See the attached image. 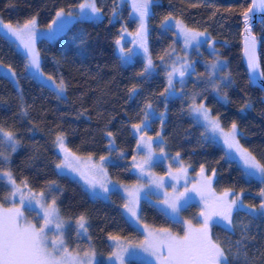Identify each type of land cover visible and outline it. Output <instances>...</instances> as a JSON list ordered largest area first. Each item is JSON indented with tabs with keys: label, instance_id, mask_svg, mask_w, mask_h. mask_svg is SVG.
<instances>
[{
	"label": "trees",
	"instance_id": "16d2710c",
	"mask_svg": "<svg viewBox=\"0 0 264 264\" xmlns=\"http://www.w3.org/2000/svg\"><path fill=\"white\" fill-rule=\"evenodd\" d=\"M80 2L0 0V19L20 25L36 16L37 26L45 29L57 11L71 12ZM95 2L102 12L100 20L78 19L55 38L41 37L36 42L41 72L57 83L63 79L66 88L63 95L30 74L25 55L0 32V126L14 131L20 142L15 152L8 145L0 146V151L9 156L7 161L0 157V169L10 170L18 185L27 181L32 191L44 192L47 200L55 196L65 220L75 222L81 214L85 215L87 237H80L70 227L67 245L77 252L91 246L100 257L98 264H106L105 258L112 252L110 235L137 241L142 234L124 215L125 198L121 193L112 191L107 199L92 197L80 182L57 171L60 156L54 143L56 136L62 134L66 146L80 158L106 157L109 174L115 181L138 183L139 177L132 168L137 153L132 125L141 122L142 109L151 103L150 111L156 115L149 117L146 132L156 139L155 150L162 146L168 156L177 157L179 153V162L192 174L200 172L202 166L207 175L214 170L213 187L217 193L225 190L242 193L245 205H259L264 199L259 194L264 189V180L248 177L236 161L229 159L225 149L208 138L204 127L192 118L189 106L195 95L196 103L204 102L223 128L229 129L236 122L241 145L264 163V94L250 85L242 56V12L249 8L250 0H154L147 19L154 68L144 76L139 75L145 65L143 59L135 57L124 63L116 48V40L123 33L138 28L130 2ZM169 14L174 17L169 23L181 20L189 29L208 35L201 47L190 52L193 70L183 84L176 83L178 96L160 95L167 87L166 66L171 51L178 56L184 54L175 29L169 30L168 25L161 27ZM253 32L264 72V18ZM218 61L224 64L214 77L210 64ZM5 68L15 72L14 79L3 71ZM228 80L231 83L226 87ZM134 85L137 92L130 94ZM160 113H164L163 124L158 118ZM109 132L112 136L107 135ZM113 140L114 144H110ZM153 170L161 175L166 173L162 163L155 164ZM10 192L9 184L0 176V204L4 207L10 206L4 199ZM160 201L158 196L140 201V224L183 235L185 221L190 220L193 226L202 222L197 203L184 201L179 214H169L157 206ZM26 216L39 221L33 211H26ZM233 221L234 231L214 224L213 237L219 238L226 251L230 244L232 254L244 250L236 241L248 237L243 241L247 245V264H264L260 257L264 252V216L244 208L233 213ZM232 254L231 264H246L242 255L233 259ZM125 264L144 263L130 259Z\"/></svg>",
	"mask_w": 264,
	"mask_h": 264
},
{
	"label": "snow or ice",
	"instance_id": "6c2138e0",
	"mask_svg": "<svg viewBox=\"0 0 264 264\" xmlns=\"http://www.w3.org/2000/svg\"><path fill=\"white\" fill-rule=\"evenodd\" d=\"M154 3V0H132V10L138 15L139 27L135 33L134 43H138L139 47L143 49L146 63L143 67V71L139 75L144 76L149 74L154 68L153 61L148 54L147 46V24L146 20L150 14V7ZM256 0H253L252 7L242 12L245 20V30L250 31L248 28L249 12L256 7ZM259 7L264 10V0H259ZM81 13H86L92 17H97L101 12V9L97 7L95 0H83L78 5ZM116 9L113 8V15H115ZM73 13H65L64 9H60L56 12V18L52 21V24L48 26L49 31H52V25L61 20L65 16H72ZM174 17L169 14L161 23V27L168 25L170 30L175 27L179 35L183 38L185 48L190 46L193 42L197 45L200 43V37L205 33L198 32L189 29L181 20H175V24H170L169 21ZM0 26L5 29V34L14 38L26 51L28 64L26 68H34L37 71L40 69V55L36 49L37 39V18L33 16L28 19L23 25L13 26L11 24H5L0 19ZM126 31V29H125ZM116 44L119 47L121 53V60L124 63L130 62V57L133 54L132 49H128L125 52L124 47L121 45V40L117 39ZM256 39L252 36H247L245 39V55L247 56L248 67L251 71H255L258 68V62L256 57ZM163 59V57H161ZM179 60V58H177ZM188 63L185 61L180 67H176V63L173 62L171 71L167 73V87L161 96L168 94L169 96L175 95V88L173 78L176 74L181 78V84H183V77L188 71ZM217 63H212V72L220 70ZM11 71V69H10ZM11 75L15 77V72H11ZM260 75L264 77V72ZM211 78V76L209 77ZM52 80V77H48ZM227 80V77H225ZM231 83L228 80L225 86L227 87ZM56 88L60 94L66 91L63 79H60ZM214 87L218 90V85L214 84ZM130 94L137 92V86H133L129 89ZM152 109V104L148 103L145 108L142 109L144 116L139 124H133L132 127L138 134L137 149H144L145 154L139 162H136V157H133L134 166L139 169L141 175H149V186L154 185L158 189L164 188V180L162 178L153 177L150 169L154 163L153 148L154 140L152 137L147 136L146 129L149 127L148 120L150 116H155ZM189 111L195 116L197 122L201 120L204 122L206 131H211L214 134H218L223 143L228 149L233 150L235 154L242 161L245 169L252 170L247 174L252 175L254 173L259 174L264 179V163H260L256 157L243 148L239 140L238 126L236 122H232L230 129L226 132L221 126L218 117L211 115L210 109L203 103L197 104L195 101V95L192 98V104L189 106ZM26 114V112H25ZM161 124H163L164 113H160L159 117ZM108 136H112L109 132ZM203 135V133H202ZM157 137H160V133H156ZM19 140L16 137L14 131L6 130L3 126H0V146L8 145L11 152L17 150ZM56 147L63 153L64 159L56 165L57 169L67 168L71 171L78 172L85 182L93 189L97 186L107 193L109 188L106 181V172L102 167V164L92 163V157L89 156L87 160H82L80 157L72 153L65 144V137L62 134H58L54 141ZM110 144H114V140L110 141ZM161 156H166L164 148L161 146ZM0 157H3L5 161L9 159V156L5 155L3 151H0ZM179 157V153H177ZM106 157H100L103 162ZM83 166L87 172L81 171ZM200 179L193 184L192 187L187 186L185 183L184 190L181 192L176 191V185L173 184V193L169 195L166 191L162 203L166 205L172 213L179 214L181 210V202L191 199L190 194H194L200 198L203 203L199 215L202 217V222L199 226H193L192 222L185 221V227L183 235L173 234L168 229H161L158 231H152L145 228L147 235L145 240L138 245L129 246L126 243H121L119 238L110 235L109 240L115 241V250L109 254V260H115L118 264H125V256L129 253L130 247H137L144 253L152 256L156 259L158 264H231L229 255L231 253V245L226 246L219 240L214 238L211 232V228L214 224L222 223L226 231H234L235 224L233 221V211L237 208H248L252 213H258L260 216H264V199H261L259 205H245L242 200V193H233L231 190H225L222 194L217 195L212 188V180L215 175L213 170L212 176L205 175V169L203 166L198 173ZM0 176L6 179V182L11 185V192L8 196L4 197L9 201L12 206L4 207L0 204V264H94L96 253L93 247L84 251L83 258L77 255H73L69 251L65 241V228L68 224L59 212V208L56 204V198L53 196L50 202H45L44 192L38 195L33 194L28 187L27 181H23V188L17 185L13 174L10 170L0 169ZM169 176L172 180L179 181L181 178L187 176V168L181 167L178 172L173 174L169 172ZM55 182H51L54 184ZM51 184L49 190H51ZM28 189V191H24ZM127 200L123 205L129 216L136 222H139L138 208L140 201V192L142 187H134L132 189H124ZM260 196L264 198V189H261ZM16 197H19V206L14 203ZM38 207L39 212L42 213V223L39 227L35 223H32L24 214V208ZM75 226L77 235L87 234V218L81 214L75 219ZM248 237H242L241 240L236 241L237 245H242L241 249L237 250L233 255V259H238L240 255L245 258L247 264V245L243 243ZM260 257L264 259V252L260 253Z\"/></svg>",
	"mask_w": 264,
	"mask_h": 264
},
{
	"label": "rangeland",
	"instance_id": "374dc122",
	"mask_svg": "<svg viewBox=\"0 0 264 264\" xmlns=\"http://www.w3.org/2000/svg\"><path fill=\"white\" fill-rule=\"evenodd\" d=\"M130 2V7H131V15L133 16V18H135L137 20V23H138V27H139V18H138V15L136 13L133 12L132 10V0H128ZM83 2V0H82ZM80 2V3H82ZM79 5V4H78ZM78 5L71 11V13H73L72 16H65L63 17L61 20L57 21L56 24H53L52 25V31L50 32L49 31V28H45V29H40L38 26L36 28V31H37V39H36V42L39 38L41 37H47L49 39H53L55 38L57 35H59L63 30H65V28L67 26H69L73 21H76L78 19H91V20H100L102 18V12H100L98 14L97 17H92L86 13H81L79 8H78ZM150 10H151V7H150ZM67 13V12H65ZM56 18V16H55ZM54 18V19H55ZM148 19V18H147ZM5 23V22H4ZM5 24H10V23H5ZM52 24V23H51ZM146 24H147V20H146ZM170 24H175V22H171ZM13 26H17V25H14V24H11ZM20 25H23V24H20ZM176 31V34H177V38L182 42V47H183V50H184V54L182 56H178L176 55V53L172 52L171 51V54L169 55V61H168V65L166 66V69H167V72H166V79H167V73L169 71H171V66L173 64V62L176 63V67H180L181 64H183L185 61H187L189 67H188V71L186 72L185 76L183 77V82L186 80L187 76H189L190 72L193 70V62L190 60L189 58V55H190V52L192 51V49L194 48H199L203 45V43L206 41V39L208 38V35L205 33L204 36L200 37V43L199 45H197L196 42H193L190 46H188L187 48H185V45H184V41H183V38L179 35V32L178 30L173 27ZM138 29V28H137ZM137 29L134 31V32H125L122 34V36L119 38L121 40V45L124 47L125 49V52H127L128 49H132L133 50V54L131 55L130 57V61H132L135 57H140L143 59L144 63H146V58H145V54H144V51L142 48L139 47L138 43H134L133 41L135 40V33L137 32ZM0 32L2 34H4L5 36H7L5 34V29L0 26ZM198 32H202V31H198ZM204 33V32H203ZM8 38H10L14 43L15 45L17 46V48L25 55L26 57V61H27V64H28V58H27V54H26V51L23 49V47L19 44L18 41H16L14 38L10 37V36H7ZM148 27H147V46H148V54L150 56V52H149V42H148ZM116 48H117V52L118 54L121 56L124 55V53H121L120 50H119V47L116 45ZM151 57V56H150ZM179 58V60L177 59ZM218 64V66H222L224 64L223 61H218L216 62ZM154 65V64H153ZM211 65L210 64V69H211ZM28 69V72L30 74H32L35 78H37L38 80H40L41 82L47 84L50 88H52L53 90H55L58 94L59 91L58 89L56 88V84L57 82L52 79V80H49L47 76H45L41 70L39 69V71H37L36 69L34 68H27ZM3 71H5L11 78L14 79V77L11 75V72L10 69H4ZM211 72H212V69H211ZM218 71H216L215 73L212 72L213 76L216 77V74H217ZM181 81V78L179 77L178 74H176L173 78V83H174V88H175V95L173 96H178L180 95V92L176 89V83L177 82H180ZM181 83V82H180ZM64 94V93H63ZM63 94H60V95H63ZM169 96V95H168ZM204 105L205 103L202 102ZM206 106V105H205ZM207 107V106H206ZM208 108V107H207ZM190 115L192 116L193 119H195V121L197 122L195 116L190 112ZM212 115V114H211ZM213 116V115H212ZM214 117V116H213ZM148 123V122H147ZM200 125H202L204 127V122L201 120L200 122H198ZM222 126V125H221ZM205 129V127H204ZM230 129V128H229ZM229 129H225L224 130L227 132ZM135 131V130H134ZM205 132H206V136L214 141H216L217 143H219L226 151V154L227 156L229 157V159L231 160H234L237 162L238 165H240L242 167V169L244 170L245 174L248 176V177H252V178H256V179H260V180H264L260 177L259 174H252V175H248L247 173L249 171H252V170H248V169H245L244 166H243V163L242 161L239 159V157L235 154V152L233 150H230L227 148V146L223 143V139L218 135V134H214L212 133L210 130L209 131H206L205 129ZM135 135L137 137V140L139 138L138 134L135 132ZM148 136V135H147ZM150 137V136H148ZM237 139L239 140V131H238V135H237ZM154 143L156 142V139H154ZM154 143H153V148H154ZM240 143V142H239ZM241 145V143H240ZM242 146V145H241ZM243 147V146H242ZM57 148V147H56ZM244 148V147H243ZM155 149V148H154ZM58 150V154L60 156V162L64 159L63 157V153L60 152V150L57 148ZM145 154V150L144 149H137V153H136V162H139L142 157L144 156ZM82 160H87V158H81ZM92 163H95V164H102V167L104 168L105 172H106V181H107V186L109 188V192L105 193L103 192L99 186H97L95 189L91 188L84 180V178H82L80 176V174L78 172H74V171H71L70 169H67V168H63V169H57V171L59 173H62V174H66L68 176H70L71 178L77 180L78 182H80L82 184V186L88 191V193L92 196V197H97V198H101V199H107L108 198V195L110 192L112 191H118L119 193H121L123 195V197L125 198V203H126V200H127V195L124 191L125 188H128V189H132L134 187H142V191L140 192V201L146 197H151V196H158L160 197L161 201L160 203H157V206L163 208L167 213L169 214H173L172 211L170 209H168L166 207V205H164L162 203L163 199H164V194H165V191L171 195L173 193V188H172V185L175 184L176 185V191L177 192H181L184 190V187H185V183L187 181V186L188 187H192L193 184L196 183L197 180L200 179L198 173L199 172H196L195 174H192L190 173L189 169L187 168V176L184 177V178H181L178 182L175 181V180H172L171 177L169 176V172L171 171L173 174L177 173L179 168L181 167V165H183L181 162H179L178 158L177 157H173V156H161L160 154V151H157L155 150L154 152V163L150 169V172L152 174L153 177H156V178H162L164 180V188L163 189H158L156 188L154 185L152 186H149V180H150V176L145 174V175H141L140 171L138 168H136L134 166V161L132 162V168H133V171L137 174V176L139 177V182L138 183H122V182H117L115 181L114 179L111 178L110 174H109V171H108V168H107V159H105L103 162H101V160H95V159H92ZM157 163H162L165 167H166V173L164 175H161V174H158L156 173L154 170H153V166ZM183 167H185L183 165ZM186 168V167H185ZM81 171H85L87 172V170L81 166ZM205 175H207V173L205 172ZM207 176H212V175H207ZM5 179V178H4ZM6 180V179H5ZM18 185V184H17ZM10 186V190H11V185L9 184ZM21 188H23V185H19ZM212 188L214 189L213 187V180H212ZM24 191H28V189H24ZM32 191V190H31ZM215 191V190H214ZM216 192V191H215ZM33 194H36L38 195L39 193L37 192H34L32 191ZM217 195H220L222 193H217ZM192 196L191 199H188V201L190 202H195L199 205L200 207V211L201 209L203 208V203L200 201V198L198 196H195L194 194H190ZM51 200H47L46 196H45V202H50ZM140 201H139V204H140ZM184 201L181 202V204L183 203ZM14 203L16 204V206H19V197H16ZM10 206H12V204L10 203ZM9 206V207H10ZM241 208H237L233 211V213L237 210H239ZM244 209V208H243ZM26 211H33L35 212V216L39 218V221L37 222L35 219H32V218H29L26 216ZM39 212V209L38 207H33V208H28V207H25L24 208V214L25 216L28 218L29 221H31L32 223H35L37 225V227L40 226V224L42 223V213H40V215H37V213ZM123 213L124 215L126 216L127 220L135 227H137L139 229V231L141 232L142 234V238L140 240H137V241H132V240H127V239H124V238H119L120 242L121 243H126L127 245L129 246H132V245H138L140 244L141 242H143L145 240V237L147 235V232L145 231V228H147L148 230H152V231H158V230H161V229H154V228H151V227H148V226H145V225H142L140 224L139 222H136L134 219H132L129 214L126 212L125 208L123 207ZM201 220H202V217H200ZM67 221V220H66ZM220 225H223L222 223H218ZM70 227H74L76 229V226H75V222H71V221H68V224L66 225V228H65V241H66V244H67V232H68V229ZM174 234V233H173ZM80 237L82 238H86L87 237V234H81L79 235ZM109 243L111 245V248H112V251L115 250V241H112V240H109ZM68 246V245H67ZM69 251L73 253V255H77L79 254V256L81 258H83V254H84V251L82 252H77V251H74L72 249H70L68 247ZM89 249V248H88ZM87 249V250H88ZM86 251V250H85ZM109 255L105 258V261H106V264H118L117 261H115L114 259L113 260H109ZM104 259V258H103ZM130 259H134V260H137V261H140L144 264H158V262L156 261V259L152 256H149L147 253H144L141 249L137 248V247H130L129 248V253L125 256V263L127 260H130ZM100 260V257L99 255L96 254V257H95V261H94V264H98V261Z\"/></svg>",
	"mask_w": 264,
	"mask_h": 264
},
{
	"label": "water",
	"instance_id": "95a60500",
	"mask_svg": "<svg viewBox=\"0 0 264 264\" xmlns=\"http://www.w3.org/2000/svg\"><path fill=\"white\" fill-rule=\"evenodd\" d=\"M257 6L253 8L251 12H249V20H248V28L250 31L245 30V20L244 16L242 17V31H241V48H242V56H243V61L245 64V69H246V74L249 80V83L252 87H256L260 89L263 94H264V77L260 75L262 72L261 65H260V60H259V55H258V40L256 35L254 34L253 30L258 24V22L261 20V18H264V10H262L259 7V0H256ZM253 5V0H250V7ZM247 36H252L255 37L256 39V57H257V62H258V68L255 71H251L248 67V62H247V56L245 55V39ZM264 102V99H263Z\"/></svg>",
	"mask_w": 264,
	"mask_h": 264
}]
</instances>
